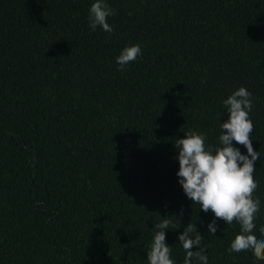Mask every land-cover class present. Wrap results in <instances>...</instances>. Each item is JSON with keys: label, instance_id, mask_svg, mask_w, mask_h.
<instances>
[{"label": "trees", "instance_id": "trees-1", "mask_svg": "<svg viewBox=\"0 0 264 264\" xmlns=\"http://www.w3.org/2000/svg\"><path fill=\"white\" fill-rule=\"evenodd\" d=\"M91 3L0 0V264H148L163 218L176 264L190 222L209 264H256L227 251L238 224L207 231L174 144L195 130L217 145L222 99L246 87L264 205V0H108L112 33L89 29ZM130 44L142 56L121 72ZM257 224L264 239V207Z\"/></svg>", "mask_w": 264, "mask_h": 264}, {"label": "clouds", "instance_id": "clouds-1", "mask_svg": "<svg viewBox=\"0 0 264 264\" xmlns=\"http://www.w3.org/2000/svg\"><path fill=\"white\" fill-rule=\"evenodd\" d=\"M115 15L116 11L108 0H92L88 9V27L93 32L99 28L112 33L114 28L108 18ZM139 56H142L139 44L125 45L115 57L118 69L125 71L126 66ZM252 96L246 87L239 86L222 99L227 119L220 120L222 113L218 116L221 131L217 145H206V134L195 130H187L176 139L178 168L175 174L185 196L198 204V209L213 213V219L206 224L210 234L215 235L218 230L217 218L227 226L232 223L240 226L241 234L227 249L229 255L253 254L259 264L264 261V239H258L253 233L257 231V221L264 205L260 199L254 198L259 190L254 177L261 153L258 155L254 151L251 140L254 136V123L249 116L253 109ZM236 145L246 149L247 154ZM171 223L169 218H163L155 225L156 231L146 252L148 264H176L171 246L166 243L165 230L172 229ZM179 227L180 224L174 229ZM259 234L264 237V228L259 229ZM177 240L184 249L183 264H209L207 252L201 246L203 236L195 223L190 222L179 231Z\"/></svg>", "mask_w": 264, "mask_h": 264}]
</instances>
